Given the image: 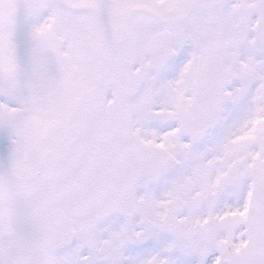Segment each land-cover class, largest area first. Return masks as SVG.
I'll return each instance as SVG.
<instances>
[{"label":"snow or ice","instance_id":"6c2138e0","mask_svg":"<svg viewBox=\"0 0 264 264\" xmlns=\"http://www.w3.org/2000/svg\"><path fill=\"white\" fill-rule=\"evenodd\" d=\"M0 264H264V0H0Z\"/></svg>","mask_w":264,"mask_h":264}]
</instances>
